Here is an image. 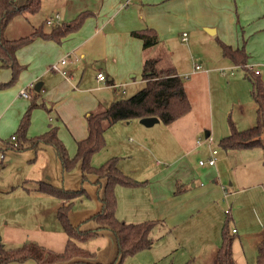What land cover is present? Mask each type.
Wrapping results in <instances>:
<instances>
[{
    "label": "crops",
    "instance_id": "obj_1",
    "mask_svg": "<svg viewBox=\"0 0 264 264\" xmlns=\"http://www.w3.org/2000/svg\"><path fill=\"white\" fill-rule=\"evenodd\" d=\"M55 13L53 15H56ZM260 17H264V0H100V8L97 12H91L83 26L78 31L69 34L61 43L51 39L37 38L17 51L19 63L25 66L23 71L30 70L29 80L26 82L28 89H26L30 92L34 90V100L31 103L35 101L36 106H48L50 111L56 114L57 121H65L67 126H71V135L76 143L87 136L88 114L95 111L92 110L93 107L99 109L103 105L96 95L92 94L95 92L94 88L79 87L84 82L88 84L85 78L86 72L95 74L99 84L106 82L113 88L121 87L122 93L127 92L128 86L135 84L132 83L133 81L127 80L129 74L142 70L143 75L144 63L149 58H159V67H175L181 76L186 73L189 75L185 80V88L192 104V110L178 120L169 123L167 134L163 138L152 129L157 123L147 127L139 122L141 127H136L134 131L137 136L136 141L132 137L125 140L129 147L126 152H123L124 155L132 158L133 162L130 164L133 166H137L136 164L140 162L143 172L137 174L136 170H129V164L118 158V165L124 173L139 181H148L143 186L128 188L143 190L145 193L143 195L149 196L150 199L146 202L147 204L138 206L134 212L137 213L138 220H132V215L121 219H127L128 222L160 220V223L155 227L158 237H153L154 242L158 243L157 240L162 236H172L178 245L175 252H178L180 248L186 249V252L181 254L179 260L181 263L187 261L188 264H217V250L222 240V228L225 220L229 218L225 215L227 211H229L232 221L231 230H235L238 236L242 234L250 236L254 247L255 245L258 247L259 242L264 240V180L260 178L262 175L264 179V171L256 172V179L260 178L259 182L245 186L243 180L238 178L237 167H234L229 179H234L235 185L233 182L227 186L218 163L222 160L218 151L216 155L219 158L215 165L200 164V160L210 157L214 150H210L209 145L206 150H200V146L204 145L205 141L200 140L201 143L197 141L200 134L205 132L206 137H209L213 133L214 108L207 88H212V78L209 72L215 68L211 66L206 68V71H202V68L196 70L195 65L198 63L194 62L192 68L189 66L190 69H179L168 62L164 63L170 53V47L164 41L167 42L168 38L180 33L182 41L187 42L191 38L190 30L201 32L204 29L211 35H216L220 30L228 27L241 31L240 27H244ZM54 20V24L66 22L62 21L60 13L59 18L55 17ZM88 27L90 33L86 32ZM144 28H153L160 35V42L157 45L145 48L143 41L132 34V31ZM207 29H212L215 32L211 33ZM33 30L34 28H32ZM242 31L245 32V29ZM183 33H188L187 40H183ZM229 44L232 45V43ZM233 47L238 48L239 46ZM64 58L67 61L60 66L66 71V74L51 70L52 64L61 63ZM226 59L236 65L231 59ZM217 64L218 67L231 70L230 75L235 74V67H231L232 65L227 61L219 59ZM80 69L83 71L79 73ZM0 70H3V73H0V84L9 82L12 78L11 69L0 67ZM51 72L53 75H50ZM99 72L105 74V80L98 79ZM45 75L54 79L53 85L49 88L42 80ZM221 75L223 76V73ZM134 76L135 74H131L130 77ZM37 83L42 84L40 91L35 89ZM142 84H145L144 78ZM22 89L23 87L20 88V91ZM20 91L19 96H22ZM116 95L118 94H115L113 101L119 99ZM70 96H75L79 100L91 98L79 110L74 108V103L71 104L72 110L68 111L71 121L66 120L67 118L63 116V112L67 113L69 109L66 103L69 102ZM16 97L13 96L0 111V119L3 117V111ZM238 103L240 109L235 116V122L238 123L240 118L243 121L242 125L252 123L254 114L245 111L246 108L241 100ZM255 107L257 121V105ZM104 109L100 108L95 112ZM135 120L139 119L124 122L132 124L136 122ZM15 122L16 119L13 117L11 125L14 126ZM18 123L20 124V122ZM54 125L58 128L57 123L49 124V128ZM143 128H148V130ZM230 131L231 129L225 128L224 132L222 130L221 133H218V138L221 139L228 135ZM165 136H171L173 141L163 143L162 139ZM4 142L7 141L0 139V150L2 149L1 151L5 153V159L0 161L1 163L9 158L8 151L10 149L17 151L16 153L24 151V149L15 150L4 147ZM42 147L44 146H39L35 150L45 148ZM241 152L236 154L239 165L256 162L260 155L263 160V151L260 147L241 149ZM55 154L57 156V153ZM37 180H48L53 183L51 175L34 181ZM21 181H25L21 176H0V242L18 239V235L21 234L18 231L23 232L22 239L26 240L28 237H32L34 228L31 224H27L29 222H25V217L36 213V210L42 206L44 208L45 204L48 205L51 202L48 201V197L56 200V210L59 206L66 204V200L36 190L35 184L27 187ZM26 182L28 181L26 180ZM177 189L180 191L177 192ZM133 194L131 193L136 200V196L139 197L141 191ZM242 195L243 198L240 197ZM100 207L99 201L96 208L90 207V209L84 210L83 217L86 218L83 221L90 219L91 215ZM20 209L30 212L22 218H18L15 212ZM48 210V208H44L41 213ZM66 241L67 235L65 242L63 241L64 246L59 251L65 248ZM1 246L4 248V245ZM233 250L237 264L235 243ZM251 264L254 263L251 262Z\"/></svg>",
    "mask_w": 264,
    "mask_h": 264
},
{
    "label": "rangeland",
    "instance_id": "obj_2",
    "mask_svg": "<svg viewBox=\"0 0 264 264\" xmlns=\"http://www.w3.org/2000/svg\"><path fill=\"white\" fill-rule=\"evenodd\" d=\"M99 8L100 0H42L39 11L34 13L23 12L19 15H16L6 28L5 33L8 38H17L30 34L32 28H35L39 25H43L45 30H51L53 25L47 24L46 18L53 17L54 20L56 15L53 14L55 12L60 13L62 21L70 22L82 11L97 12ZM240 28L241 31H237L234 28L228 27L226 29H222L223 31L220 30L216 35H211L204 29L201 30V32H193L190 30L189 33L191 38L187 42L182 41L180 33L175 34L174 37L168 38L167 42L164 41V43L170 47V53L168 54L167 61L164 63L168 62L170 65L177 66L179 69H190L189 66L192 68L194 62L201 65L202 71L211 66L215 68L209 72L212 78V88H207L208 94L210 93L209 96L214 108L213 133L209 137H206L205 132L200 134L199 140L205 141V144L203 143L204 145L200 146V150L204 151L210 146V150L216 149L220 153L219 156L222 158V160L218 161V163L222 169V175H224L222 177L224 178L225 184L227 186L233 182L235 185V180L232 178L229 179L234 167H237L238 178L239 180H243L245 186H250L254 182H259L258 180L260 178L264 180L262 175L258 180L256 179V172L264 171V163L261 155L256 162L239 165L236 154L237 152H241V150L231 151L225 149L220 145V138H218L219 132L221 133L222 130L224 132L225 128L230 129V118L235 122V116L237 115L238 109H240L238 103L239 100L242 101L243 106L246 108L245 111L248 113L250 112V114H254V119L252 123L242 125L243 121H241V119L238 117V123L235 122L237 127L243 129L256 124V105L251 94V80L245 76L246 73L242 66L233 65L230 60L226 59L227 57L223 55V51L217 37L223 38L227 42L232 43V45L235 47H240L245 44V50L250 56L249 65H252L254 69H261L262 78L264 79V17L253 20V22L250 24ZM243 29H245V32L242 31ZM86 32H91L89 27L87 28ZM158 36L160 35L158 34ZM219 59L225 60L227 63L232 65L231 67H235V74L230 75L231 70L218 67L219 65L217 63ZM3 70H0V73H3ZM82 71L83 69H80L79 73ZM220 73H223V76L225 77H223ZM131 74H135V76L130 77ZM204 74L207 75V73ZM50 75H53L52 72ZM29 76L30 70L23 71L11 84L0 88V111L4 109L13 96H17L15 100H13L3 111V117L0 119V127L2 128L0 130V139L4 141H11V137L17 130L16 128L19 124L18 122H20L22 117L28 112L31 101L34 100V90H31V92L28 90V98L19 96L20 88L23 87V89H28L26 82H28ZM182 76L184 80H187L189 77L187 73L183 74ZM85 78L88 84H85L84 82V84H81L79 87L82 88L84 86H89L90 88H94L95 92L92 94L96 95V98L101 102V104H103L102 107H99V109H94L95 107H93L92 110L95 111L100 110V108H107L113 101V98H115V94H118L116 95L118 98H127L134 95L139 90L138 88L141 89L144 86V84H142V70H138L136 73L132 72L129 74L127 80L133 81L132 83L135 84L128 86L126 93L121 92V87L113 88L112 85H108L106 82L99 84L96 75L92 72H86ZM42 80L46 82L47 88L52 86L54 83V79L49 78V75H45L44 79ZM90 99L91 98L88 97L84 100H79L75 96H70L68 99L69 102L66 103V105L69 106L67 113L68 111L72 110L71 104L74 103V108L79 110L86 103H88ZM67 113L63 112V116L67 118L66 120L69 119L71 121L70 114ZM17 116L18 118H16ZM13 117L16 119L14 126L11 125V119ZM135 121L136 122H133L132 124H126V122L121 121L118 124L116 123L106 129L104 135V147L94 153L91 158V163L93 166L99 167L113 156H124L126 157L124 159L122 157L118 158L126 161L129 164L130 168L127 167L129 170H136V172H138L137 174L143 172L140 168L142 165L140 162H138L139 164H136L137 166H133L130 164L133 162L132 158L127 157L128 155H124L125 153H123L126 152V149L129 147L125 140L129 139V137H132L135 141L137 139L134 131L136 130V127L141 126L139 125V120ZM52 123H57L58 135L67 147L69 153L71 155L75 154L77 150V143L71 135L70 130H72V127L67 126L65 121H57L56 114H54V112L52 113V111H50L46 105L36 106L30 110V126L28 129V135L30 137L41 136L47 131L49 124ZM168 125L169 124L159 121L157 124H155V126H153L154 128L152 129L163 138V136L167 134L166 130L168 129ZM145 129L148 130V128ZM162 141L163 143H171L173 139H171V136H165ZM14 146L15 147H13V149L15 150L22 149H16L17 146L15 144ZM44 147H42L44 149L39 148L37 151L35 148H27L19 153H16L17 151L10 149L8 151L9 158L3 163L0 162V176H21V178L25 180L21 181V183L27 187H30L31 184L34 185L36 183L34 180L42 179L44 176L47 177L49 175H51L54 184L63 186L65 188H80L82 185H84L90 193V196L75 199L70 214V219L73 223L83 221L84 218H86L83 217L84 210L90 209V207L92 209L96 208L100 201L97 196L98 189L101 192V195H103V189H101V187L99 188V185L93 183V181L96 179V175L91 173L88 175V179L83 181V172L80 160L75 163L72 169L64 171L61 164L57 160L54 148L50 146ZM219 156L216 155L217 160ZM26 180L28 182H26ZM102 181L103 183L105 182L104 178ZM134 189L136 188H128L127 186L123 185L116 186V215L118 218H128V216L132 215V220H138L137 213L134 212L138 209V206L141 207L147 204L146 202L150 201L149 196L143 195V190ZM140 191L141 195L139 197L136 196V200H134V197L131 195V193H134L133 195H135L136 192ZM240 197L243 198V195ZM44 198H46V196H44ZM47 199L48 201H51L48 203V205H44V208L49 209L48 211L41 213V211L44 209L42 206V208H38L36 210V213H32V215L29 217H25V222H29L27 224H31L34 228L32 237H28L26 240L22 239L23 232L18 231L21 233L18 235V239L0 242V245H4V249H15L23 245L25 242H34L39 245H43L47 249L57 251L63 248V241L65 242L66 240V232L64 230L63 224L58 218L57 210L55 209L57 202L51 197H48ZM29 212L30 211H26L25 209H20L15 212V215L18 218H22ZM225 215L229 217L228 224L231 228L232 221L230 219L229 211H227ZM125 220L127 221V219ZM81 224V228L83 229H95L97 225L92 219H87L81 222ZM155 227L152 231V236L157 238L158 236H156L157 233L155 232ZM251 239L252 238L250 236L243 234L236 236L234 243L236 244L238 260L237 264H251V262L256 264L258 248L256 245L254 247L253 241ZM157 242L158 243L153 242L152 246L149 248L142 249L134 254L126 256L121 264H186L187 261L182 263L179 261L181 259V254L185 253L186 249L180 248L178 252H175L178 249V247H176L178 245H176L172 236H162L157 240ZM79 245L83 248L89 249L92 252H95L97 261L103 264L119 263V261L116 260V256L118 254L117 241L111 230H101L98 232V234H95V236L91 237L90 239L79 242ZM0 264L38 263L34 259L2 263L0 259Z\"/></svg>",
    "mask_w": 264,
    "mask_h": 264
},
{
    "label": "trees",
    "instance_id": "obj_3",
    "mask_svg": "<svg viewBox=\"0 0 264 264\" xmlns=\"http://www.w3.org/2000/svg\"><path fill=\"white\" fill-rule=\"evenodd\" d=\"M41 4L42 0H0V67H7L12 71L11 80L0 84V87L11 84L23 71L25 66L20 64L17 59V51L20 48L37 38L51 39L61 43L69 34L78 31L91 14L89 11H82L70 22L53 24L51 30H45L43 25H39L28 35L17 38L6 36V28L16 15L23 12H37L40 10ZM132 34L143 41L145 48L155 46L160 42L159 36L153 28L134 30ZM218 41L224 56L244 68L245 76L251 80V94L257 105L256 124L246 129H239L230 118L231 131L222 137L219 143L228 150L260 147L263 151L264 163V79L261 73L255 72L256 69L249 68L250 58L245 50V44L242 47L234 48L219 37ZM159 62V58H149L145 61L143 68L145 84L134 95L114 100L104 110L88 114L87 136L78 140L74 155L69 153L60 139L56 126H51L41 136H28L30 110L37 105L35 101L31 103L28 112L22 117L14 134L17 142L16 149L52 146L64 171L72 169L75 163L80 160L83 181L88 179L89 174L94 173L96 179L93 182L103 189V195L100 191L97 195L101 207L90 217L97 224L95 229H83L81 223L71 221L70 214L75 199L90 196L87 188L84 185L80 188H65L48 180H37L35 183L36 190L66 200V204L57 209L58 218L67 235L65 248L62 251H55L34 242H25L15 249H4L1 246L0 259L2 263L34 259L38 264H103L97 261L95 252L81 247L79 242L90 239L104 229L111 230L116 238L118 248L116 260L119 261L118 264H121L126 256L152 246L154 242L152 231L160 223V220L128 222L116 215V186L138 187L147 184L148 181H139L124 173L118 165V157L110 158L99 167L92 165L91 158L94 153L104 147L105 131L116 122L156 116L161 122L169 124L192 110L184 78L175 67L162 68L158 66ZM4 147H15L14 141L4 142ZM178 191L180 189H177ZM228 220L229 218L225 220L222 228V240L217 250V264H236L233 246L237 233L231 230ZM257 248L256 264H264V240L259 242Z\"/></svg>",
    "mask_w": 264,
    "mask_h": 264
},
{
    "label": "built area",
    "instance_id": "obj_4",
    "mask_svg": "<svg viewBox=\"0 0 264 264\" xmlns=\"http://www.w3.org/2000/svg\"><path fill=\"white\" fill-rule=\"evenodd\" d=\"M55 17H56V18H59V13H56V16H55ZM46 23L49 24V25H53V24H54V20H53V18H52V17H48V18L46 19ZM187 39H188V33H183V40H187ZM66 61H67V59L64 58V59L61 60V63L56 62V63L52 64L51 67H50L51 70L59 71V72H61L62 74H66V71H65L64 69H62L61 66H60L61 64H64ZM200 68H201V65H200V64H196V65H195V69H196V70H198V69H200ZM249 68H252V65H249ZM255 72H256V73H261V70H260V69H256ZM98 79H99V80H105V79H106L105 74L102 73V72H99V73H98ZM20 94H21L22 96L29 97V92L27 91V89H22V90L20 91ZM11 140L14 141V144H15V145L17 144V142H16V136L13 135V136L11 137ZM197 142H198V143H201L200 140H198ZM216 154H217V150L214 149V150L212 151L210 157H208V158H206V159H202V160H200V164H201V165H210V166L215 165V164H216V160H217V158H216ZM4 159H5V153H4V151H0V161H3ZM234 231H235V230H234Z\"/></svg>",
    "mask_w": 264,
    "mask_h": 264
},
{
    "label": "water",
    "instance_id": "obj_5",
    "mask_svg": "<svg viewBox=\"0 0 264 264\" xmlns=\"http://www.w3.org/2000/svg\"><path fill=\"white\" fill-rule=\"evenodd\" d=\"M207 30L209 32H211V33L215 32L212 29H207ZM41 86H42L41 83H37L35 85V89L38 90V91H40L41 90ZM159 121H160V119L158 117H156V116H147V117H143V118L140 119V122L143 125L147 126V127H151V126H153L155 123H157Z\"/></svg>",
    "mask_w": 264,
    "mask_h": 264
}]
</instances>
